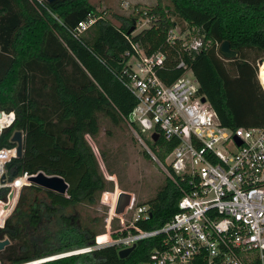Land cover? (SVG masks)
<instances>
[{
  "label": "trees",
  "instance_id": "obj_1",
  "mask_svg": "<svg viewBox=\"0 0 264 264\" xmlns=\"http://www.w3.org/2000/svg\"><path fill=\"white\" fill-rule=\"evenodd\" d=\"M144 18L150 19V26L137 30ZM90 19L94 22L79 32V24ZM112 19L119 25L91 0H0V112L15 116L1 132L0 148L15 145V131L23 135L22 155L6 164V176L43 172L68 183L64 195L34 184L22 187L0 229V239L10 240L0 251V264H25L90 247L95 236L105 232L106 215L95 208L113 182L101 170L88 138H97L104 120L112 127L128 125L137 103L127 86L125 53L131 50L130 42L140 44L147 55L164 54L156 73L166 84L185 72L177 67L183 60L198 82V93L226 129L264 127V87L256 64L264 57V0H156L148 8L136 5L129 16L113 13ZM176 27L184 33L194 28L209 46L189 53L180 39L168 41ZM224 40L238 51L235 59L218 55ZM131 125L163 162L175 142L162 137L147 141L141 127ZM99 154L113 174L105 152ZM180 196L165 176L145 202L150 214L140 226H162L179 210ZM5 197L1 189L0 199ZM157 246L158 238L143 239L125 258L118 256V247L107 246L36 264H139Z\"/></svg>",
  "mask_w": 264,
  "mask_h": 264
},
{
  "label": "built area",
  "instance_id": "obj_2",
  "mask_svg": "<svg viewBox=\"0 0 264 264\" xmlns=\"http://www.w3.org/2000/svg\"><path fill=\"white\" fill-rule=\"evenodd\" d=\"M93 22H81L78 31ZM149 26L150 19L144 18L137 30ZM193 31L184 33L176 27L167 40L180 39L189 53L205 50L210 41ZM130 45L131 50L125 53L127 86L137 103L127 123L146 148L132 122L149 132L150 138L156 132L158 137L175 142L164 161L156 158V162L180 191L179 210L162 226L144 229L139 223L149 218V205L137 204L131 192L119 189L114 176L107 175L113 189L100 196L107 206L105 232L95 236L92 246L79 251L107 246L123 249L143 239L158 238V246L139 264H264V127L226 129L207 98L201 101L204 96L198 93V82L183 60L177 67L185 72L166 84L156 73L164 54L147 55L140 44ZM14 119L13 112H1L0 135ZM15 157L16 144L0 148V190L6 191V197L0 199V229L15 208L22 187L30 185L26 173L7 178L6 164ZM121 192L129 193L130 199L123 211L116 213ZM114 219L119 224L115 228Z\"/></svg>",
  "mask_w": 264,
  "mask_h": 264
},
{
  "label": "rangeland",
  "instance_id": "obj_3",
  "mask_svg": "<svg viewBox=\"0 0 264 264\" xmlns=\"http://www.w3.org/2000/svg\"><path fill=\"white\" fill-rule=\"evenodd\" d=\"M91 1L97 6L98 11L101 12L103 16L111 19L115 25H119V23L112 19L113 13L129 16L132 15L136 5L140 9L148 8L149 6H152L156 3V0ZM258 78H260L259 66ZM261 80L263 81V79ZM108 130L110 133H108ZM143 134L147 141L152 140L150 138L149 132H144ZM88 140L99 158L101 170L104 172L106 178L107 175L114 176L119 189L131 192L134 195L135 201L137 203H145L155 194L157 187L163 182L165 174L152 157L149 158L145 155V147L136 139L129 125L120 124L119 126L112 127L104 120L101 123L100 132L97 138L95 140L88 138ZM100 150L105 152V156L110 164V167L112 171H114L113 174H108V170L105 168V165L101 160L99 154ZM95 210L99 211V213L102 215H106L107 206L99 202V205L95 208ZM83 211L91 212L92 208L84 207ZM112 224L114 228L119 226L117 219H114ZM72 252L80 253L79 250ZM59 255L49 256L48 258H55ZM25 264H31V262ZM76 264L85 263L82 261H77Z\"/></svg>",
  "mask_w": 264,
  "mask_h": 264
},
{
  "label": "water",
  "instance_id": "obj_4",
  "mask_svg": "<svg viewBox=\"0 0 264 264\" xmlns=\"http://www.w3.org/2000/svg\"><path fill=\"white\" fill-rule=\"evenodd\" d=\"M48 2H52L54 0H47ZM134 30V26L131 27V29H129L128 33L132 32ZM217 53L218 55L224 59V60H232L235 59L238 56V51L233 50L230 47V44L227 40L222 41L217 49ZM264 64V57H260L257 60V66H261ZM206 100L205 97H203L201 99L202 102H204ZM0 116H1V112H0ZM132 131V130H131ZM132 133L134 134V132L132 131ZM135 136V135H134ZM158 133H152L151 134V139L155 142L158 140ZM11 141L16 144V155L17 157L22 155L23 152V135L21 131H15L11 137ZM238 143H240V141H238ZM145 150L147 151V153L156 161V157L154 156V154L150 151L149 148H146ZM2 179H4V176H2ZM28 180L30 181V184H34L37 185L45 190H49L52 192H55L57 194H61L64 195L68 189V183L61 177L58 175H46L43 172H38L34 175H30ZM13 197V191L11 190L8 194V200L11 201ZM130 199V194L126 193V192H121L119 197H118V201H117V205H116V213H120L123 211L124 207L128 204ZM4 209L8 208V203H6L3 207ZM10 244V240L8 238H4V239H0V251L4 249L5 246ZM135 248V244L127 247V248H123V249H119L118 250V256L120 258H125L127 257ZM81 253V252H80ZM71 254H77L76 252H72L69 254H63V255H59L55 258L58 257H62V256H66V255H71ZM54 258H42L36 261L31 262V264H36V263H40L43 261H47V260H51Z\"/></svg>",
  "mask_w": 264,
  "mask_h": 264
},
{
  "label": "bare ground",
  "instance_id": "obj_5",
  "mask_svg": "<svg viewBox=\"0 0 264 264\" xmlns=\"http://www.w3.org/2000/svg\"><path fill=\"white\" fill-rule=\"evenodd\" d=\"M259 69H260V78L261 79H263V81L260 79V83H262V85H263V87H264V64L263 65H261L260 67H259Z\"/></svg>",
  "mask_w": 264,
  "mask_h": 264
}]
</instances>
